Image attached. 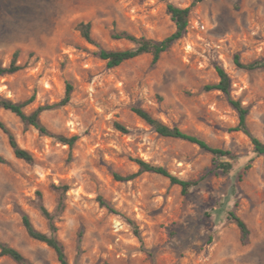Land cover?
<instances>
[{
  "label": "rangeland",
  "instance_id": "374dc122",
  "mask_svg": "<svg viewBox=\"0 0 264 264\" xmlns=\"http://www.w3.org/2000/svg\"><path fill=\"white\" fill-rule=\"evenodd\" d=\"M192 1L0 0V67L15 52L21 67L0 76V96L22 102L33 95L26 112L54 105L40 114L42 123L78 137L70 148L0 108V120L34 158H17L0 129V247L15 248L32 264H59L49 246L27 234L21 216L49 232L39 199L52 211L58 198L52 185L66 184L56 225L71 264H264V154L254 156L249 137L233 129L238 116L227 96L205 89L217 82L215 66H221L231 96L248 108V129L264 141V66L248 70L234 63L235 55L242 63L264 58V0L196 3L183 36L155 63L142 53L108 67L98 54L134 47L116 37L121 32L163 39L175 30L167 3ZM80 23L90 24L93 42L82 36ZM67 84L70 100L58 105ZM133 107L230 150L231 171L216 169L218 159L196 144L159 135ZM135 157L197 184L183 195L153 172L116 180L113 172L138 170ZM100 196L117 213L102 206ZM229 211L247 224L246 243ZM0 264L19 263L0 252Z\"/></svg>",
  "mask_w": 264,
  "mask_h": 264
},
{
  "label": "trees",
  "instance_id": "16d2710c",
  "mask_svg": "<svg viewBox=\"0 0 264 264\" xmlns=\"http://www.w3.org/2000/svg\"><path fill=\"white\" fill-rule=\"evenodd\" d=\"M201 1L202 0H193L191 4L186 7H179L172 3H167L166 9L167 12L170 14L171 20L175 24V30L168 36L164 37L163 39L152 40L143 37L138 38L128 32H121L117 34L116 37L125 38L133 42L135 46L123 50L100 49L98 53L99 57L106 61V65L108 67H115L120 63H122L123 61L132 59L136 56H139L142 53H151L152 63H155L160 58L163 52L168 50V48L176 40H178L183 36L188 26V16L191 6ZM79 28L82 36L87 41L93 42V39L90 34V24L80 23ZM16 55L17 53L15 52L13 54L10 63L7 66L0 67V76L14 73L21 68L18 64H16ZM234 63L236 64V66L240 68L251 70L258 67H263L264 58L249 63H242L239 60V56L235 55ZM215 69L218 75V80L217 82H214L212 84L205 85V89L218 90L227 96L229 104L237 112V116H238V123L235 125L233 129L240 130L249 137L250 142L252 144V152L254 156L264 154V141H261L259 138L254 136L248 129L246 122L248 108L244 106L240 102V100L233 98L230 94L231 79L228 73L219 65H216ZM71 90H72V86L70 84H67L65 88L64 96L59 101V103H57L58 105H65L66 103L69 102L71 96ZM32 100H33V95L22 102H15L11 99L0 96V108H3L15 114L21 120L24 126L26 127L32 126L35 129H37L40 134L56 138L58 141L67 144L71 148L78 138L77 135H72L67 137L61 134L54 133L50 131L42 123L40 119V114L45 110L53 108L54 105H49V104L39 105L32 111L26 112L24 110V107L30 102H32ZM132 111L136 115H138L141 119H143L148 125H150L154 129V131L157 132L159 135L179 138L194 143L197 146H199L201 149L208 151L216 159H218L215 164L216 169H219L222 173H228L231 171L232 161L230 159L234 158L235 156L231 153L230 150L212 146L208 144L205 140L199 138L198 136L182 131L177 126H168L165 123L161 122L159 119L155 118L147 110H144L141 107H133ZM114 126L121 132L128 131L127 128L119 122H115ZM0 129L7 134L8 142L12 148L14 155L17 158L23 159L28 163H32L34 160L33 155L27 149L22 148L21 146L18 145L14 135L11 133V131L8 129V127L5 125V123L2 120H0ZM132 160L138 166V170L125 175L119 174L117 172H113V177L116 180L128 181L134 179L141 172H153L168 178L171 184L179 185L181 188V193L183 195H186L189 192L190 187L197 184L196 181H188L178 178L177 176L170 173L164 166L152 164L139 157H135ZM4 161L5 159L0 155V163H3ZM248 166L249 164L246 165V167ZM52 186L58 193L57 203L54 209L52 211L49 210L41 202V198L39 199V203H38V209L40 210L44 218L47 220L49 232H43L37 229L32 224L29 216L26 213H23L21 216L22 223L27 234L31 238L45 243L55 252L59 264H71L66 257L64 245L57 236L58 229L56 225V220L60 217V215L62 214L65 208V195L68 189V185L63 184V185H52ZM98 201L102 206H104L111 212L117 213L116 209H114V207H112L111 204L108 201H106L103 197L101 196L98 197ZM227 219H229L230 221L236 224V226L240 231L241 242L246 243L249 237V228L245 223V221L232 211L228 212ZM128 222L134 228V232L137 234V229L134 222L131 220H128ZM0 252L3 255H7L11 257L15 262L19 264H32L18 250H16L13 247L7 245H1Z\"/></svg>",
  "mask_w": 264,
  "mask_h": 264
}]
</instances>
